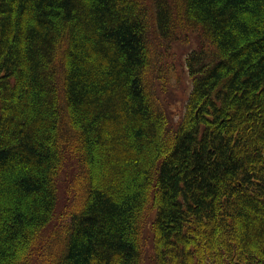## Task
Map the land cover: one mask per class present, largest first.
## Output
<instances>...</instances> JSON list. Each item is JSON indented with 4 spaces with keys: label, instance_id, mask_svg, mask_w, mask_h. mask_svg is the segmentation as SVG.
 <instances>
[{
    "label": "trees",
    "instance_id": "16d2710c",
    "mask_svg": "<svg viewBox=\"0 0 264 264\" xmlns=\"http://www.w3.org/2000/svg\"><path fill=\"white\" fill-rule=\"evenodd\" d=\"M168 5L160 35L208 47L174 126L142 2L0 0V264H144L148 224L149 264H264V0ZM65 158L79 200L57 216Z\"/></svg>",
    "mask_w": 264,
    "mask_h": 264
},
{
    "label": "rangeland",
    "instance_id": "374dc122",
    "mask_svg": "<svg viewBox=\"0 0 264 264\" xmlns=\"http://www.w3.org/2000/svg\"><path fill=\"white\" fill-rule=\"evenodd\" d=\"M142 2L148 21V46H149V69L146 75V83L151 97L158 108L162 109L170 124L174 126L181 118L184 105L191 90V79L188 75L186 61L188 56L199 49L206 50L207 44L202 41L200 30L195 27L180 23L174 28V34L167 39L160 35L153 26L155 13V0H139ZM174 15L173 0H164ZM208 49V47H207ZM74 163L65 158L59 178L58 205L56 215L62 213L65 208L72 204V200H79L75 193L74 178L79 176L78 170L73 168ZM76 168V167H75ZM74 169V170H73ZM70 182V184H69ZM71 186V188H70ZM153 218V212L148 215V221ZM56 226L52 223L47 231ZM143 257L144 264H149L151 255V235L149 224L143 230ZM35 264V263H32ZM38 264V263H37Z\"/></svg>",
    "mask_w": 264,
    "mask_h": 264
}]
</instances>
